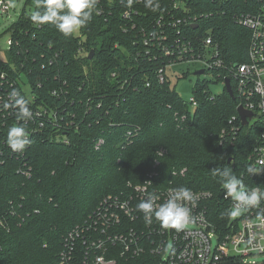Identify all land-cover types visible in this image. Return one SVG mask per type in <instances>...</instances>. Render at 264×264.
Listing matches in <instances>:
<instances>
[{
	"label": "trees",
	"instance_id": "trees-1",
	"mask_svg": "<svg viewBox=\"0 0 264 264\" xmlns=\"http://www.w3.org/2000/svg\"><path fill=\"white\" fill-rule=\"evenodd\" d=\"M183 1L194 13H212L199 18L198 26L180 27L183 35L198 47L211 35L226 66L247 61L249 31L232 16L254 12L259 0ZM154 2L155 12L144 0L135 1L137 14L128 21L122 16L126 0H99L93 19L66 38L53 26L34 24L26 7L33 10L35 0H25L10 26L19 41L9 53L15 68L0 58V72L28 77L31 86L21 92L35 95L31 107L42 113L44 124L30 131L32 143L23 153L12 152L6 142L14 124L0 133V264H57L64 237L85 223L105 195L129 193L150 172H156L152 186L210 192L206 212L219 236L229 230L230 217L224 215L228 203L212 168L228 165L249 187L264 188V172L246 171L264 122L238 123L236 141L220 143L237 99L224 89L213 94L206 82L197 81V104L190 109L167 79L159 81L157 70L167 58L145 54L142 29L156 28L160 15L166 24L183 11L169 0ZM210 72L222 82L226 68ZM261 212L264 207L256 209ZM123 263L118 258L117 264Z\"/></svg>",
	"mask_w": 264,
	"mask_h": 264
},
{
	"label": "built area",
	"instance_id": "built-area-1",
	"mask_svg": "<svg viewBox=\"0 0 264 264\" xmlns=\"http://www.w3.org/2000/svg\"><path fill=\"white\" fill-rule=\"evenodd\" d=\"M135 1L138 4L143 2ZM169 1L174 9L181 7L183 15L176 18L170 15L166 24L164 16L160 15L154 25L156 28L142 29L145 54L154 58L159 54L167 58L164 66L157 70L159 81H165L166 67L180 62L200 63L204 72L223 66L226 68V75L222 83L224 84L225 78L233 80L236 108L242 106L253 113L247 125L255 123L258 118L264 122V1L259 0L260 4L254 12H241L232 16L237 24L248 29L249 42L247 61L229 66L219 57L218 46L213 44L211 35H207L198 47L180 29L186 25L198 26L199 18H206L212 13L197 14L186 7L183 0ZM11 2L12 0H0V14L10 11ZM133 14H137V11L131 5L122 16L131 21ZM134 26L133 23L131 27ZM18 46L19 41L10 32L4 48L5 58H0L13 68L15 66L9 59V53L13 47L18 49ZM48 63L51 64L52 60ZM44 65L42 63L41 68ZM61 83L63 86L67 85L65 79ZM30 86L28 77L22 72H15L14 76L5 71L0 72V133L5 131L8 123H17L16 110L3 107L8 102L10 91L16 88L22 94L21 89H29ZM51 92L53 95L57 94L55 89ZM34 97L33 93L25 97L32 112ZM186 102L192 108L197 104L194 95ZM42 112L45 114L46 110ZM41 115L40 111H35L32 118L34 120L26 122L29 131L42 128L44 122ZM257 115V119L252 122ZM238 123L241 124V121L236 112L220 130V143L233 144L236 141L240 129ZM248 160L250 167L264 166L261 163L264 162V130L261 132L259 144L253 148ZM184 170L181 169L180 173ZM260 172H264V168ZM154 175L156 172L148 173L143 183L135 184L125 195H105L85 223L75 226L64 237L57 264H117L118 258L125 260L123 264H258L248 261L247 257L264 254V251H256L245 242L253 234L259 236L264 233V216L257 215L256 210H252L235 219L230 217L227 223L229 230L219 236L206 212L205 202L211 196L208 191L192 190L199 199L192 210L193 221L184 230L176 232L174 229H166L155 219L152 224H146L144 214L137 210L136 205L151 193H156L157 203H162L167 198L169 189L173 188L152 186L151 179ZM222 192L228 208H231L233 201L227 196L223 186ZM262 209L263 207L259 210ZM256 243L264 244V240L257 239Z\"/></svg>",
	"mask_w": 264,
	"mask_h": 264
},
{
	"label": "clouds",
	"instance_id": "clouds-1",
	"mask_svg": "<svg viewBox=\"0 0 264 264\" xmlns=\"http://www.w3.org/2000/svg\"><path fill=\"white\" fill-rule=\"evenodd\" d=\"M134 2L135 0H127V6L131 7ZM98 3L99 0H35L30 19L36 25L53 26L62 36L69 38L79 33L93 19ZM144 6L154 12L159 8L154 0H144ZM3 107L13 108L17 114V123L10 126L7 132V145L12 152L23 153L32 143L26 123L33 118L29 101L19 90L13 88ZM262 168L264 166L248 167L246 171L247 174H254ZM212 175L219 179L227 196L233 201V206L224 215L235 219L264 207V188L249 187L240 176L234 174L230 166L213 167ZM198 199L190 188L179 186L169 189L167 198L162 203H157V194L151 193L136 208L144 214L146 224H152L155 219L162 227L180 232L193 221L192 210L197 206ZM260 215L264 216V212ZM257 239L264 240V233L259 236L253 234L245 243L256 251H264V244L256 243Z\"/></svg>",
	"mask_w": 264,
	"mask_h": 264
},
{
	"label": "rangeland",
	"instance_id": "rangeland-1",
	"mask_svg": "<svg viewBox=\"0 0 264 264\" xmlns=\"http://www.w3.org/2000/svg\"><path fill=\"white\" fill-rule=\"evenodd\" d=\"M25 0H12L11 9L6 14H0V56L5 58L4 48L6 47V40L10 37V26L19 17ZM14 5V7L12 6ZM27 12L32 9L26 7ZM202 66L197 62H180L175 65L166 67L165 74L169 85L174 89L179 96L188 101L193 95V88L197 81H204L208 85V89L213 94H218L223 90L224 84L216 82L214 75L210 71H205L203 74L195 75L196 70L201 69ZM192 109L191 105H189ZM258 115L253 118L252 122L257 119ZM212 245H215V239H212ZM248 261H255L258 264L264 263V254H257L247 257Z\"/></svg>",
	"mask_w": 264,
	"mask_h": 264
},
{
	"label": "water",
	"instance_id": "water-1",
	"mask_svg": "<svg viewBox=\"0 0 264 264\" xmlns=\"http://www.w3.org/2000/svg\"><path fill=\"white\" fill-rule=\"evenodd\" d=\"M196 26V25H194ZM94 55V51L93 50H90L89 52V55H88V58L91 59ZM204 73V70L203 69H199V70H196L194 72L195 75H200V74H203ZM223 89L233 98L235 99V96H234V93H233V90H232V87H231V81L229 78H225L224 79V86H223ZM236 112L238 114V116L240 117V121H241V125L242 126H246L248 124V121L252 118L253 116V113L249 110H246L244 109L242 106H238L236 108ZM232 158H229L227 160V162H231Z\"/></svg>",
	"mask_w": 264,
	"mask_h": 264
}]
</instances>
